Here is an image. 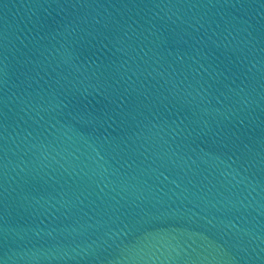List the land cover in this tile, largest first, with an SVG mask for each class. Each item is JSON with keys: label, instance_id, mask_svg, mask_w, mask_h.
Instances as JSON below:
<instances>
[{"label": "water", "instance_id": "water-1", "mask_svg": "<svg viewBox=\"0 0 264 264\" xmlns=\"http://www.w3.org/2000/svg\"><path fill=\"white\" fill-rule=\"evenodd\" d=\"M0 264H264V0H0Z\"/></svg>", "mask_w": 264, "mask_h": 264}]
</instances>
